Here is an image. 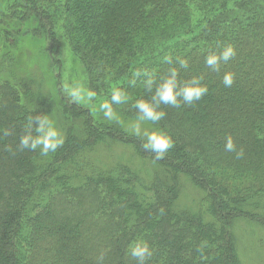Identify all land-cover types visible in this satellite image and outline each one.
<instances>
[{"label":"trees","instance_id":"obj_1","mask_svg":"<svg viewBox=\"0 0 264 264\" xmlns=\"http://www.w3.org/2000/svg\"><path fill=\"white\" fill-rule=\"evenodd\" d=\"M19 29L44 44L57 79L67 54L98 99L124 88L129 103L114 107L127 119L148 95L146 77L130 83L137 69L160 74L180 56L189 63L181 77L202 75L209 90L191 107L162 106L159 126L175 146L154 161L140 138L61 89L63 146L47 156L21 151L27 117L51 115L53 97L32 80L0 81V129L11 132H0V264H136L128 246L138 239L153 249L148 264H242L234 225L264 227V0H0L1 55ZM229 43L236 57L220 73L207 68L205 56ZM169 54L172 64L163 62ZM226 71L236 74L231 88ZM228 135L242 158L224 151ZM116 144L151 165L146 181L122 161L94 157ZM182 177L204 194L196 211L176 207ZM63 209L77 221L58 218Z\"/></svg>","mask_w":264,"mask_h":264},{"label":"clouds","instance_id":"obj_2","mask_svg":"<svg viewBox=\"0 0 264 264\" xmlns=\"http://www.w3.org/2000/svg\"><path fill=\"white\" fill-rule=\"evenodd\" d=\"M237 55L235 46L231 43L220 47L219 51L209 52L205 58V66L213 72L220 73L221 65L234 59ZM177 66L169 67L165 72L141 71L133 72L131 84H135L136 79L146 77L143 80V88L148 94L146 98L137 99L132 108L136 115L132 122L127 125L128 131L134 137L141 139V149L153 154L154 161L163 160L170 149L175 146L172 135L162 127L159 122L167 115L162 106L180 108L183 106L191 107L196 102L202 100L208 93V85L203 83L202 75H193L190 79L181 77V69H188L187 59L177 56L175 58ZM164 63L172 64V55H166ZM236 74L232 71L224 72L222 83L225 88H231L235 82ZM62 92L69 103L75 105H87L94 112L99 113L109 122L119 123V116L114 106L129 103L130 96L124 88L119 86L112 87L110 92L103 99H98L97 91L87 87L82 80L75 77L70 81L61 84ZM146 124L156 127H145ZM23 134L19 137L18 148L36 152L39 150L41 156L55 153L65 142V134L58 126L57 122L50 114L29 115L23 126ZM4 136L11 132L7 129H0ZM224 151L235 153V157L240 159L244 156L243 148L237 150V144L232 135L226 137ZM128 251L136 264H148L153 255V249L144 239L131 242Z\"/></svg>","mask_w":264,"mask_h":264},{"label":"rangeland","instance_id":"obj_3","mask_svg":"<svg viewBox=\"0 0 264 264\" xmlns=\"http://www.w3.org/2000/svg\"><path fill=\"white\" fill-rule=\"evenodd\" d=\"M25 32L26 30L19 29L15 45L10 47L11 49H9L7 54H0V81L7 79L8 82L24 84L30 83L32 80L35 88L38 86L44 89V91L50 92L53 97L51 117L57 122L63 132H65L67 122L63 120L60 108V96L63 95L61 84L70 81L73 77L83 81L82 66L73 58H67V54H65L64 65L66 66V70L63 71L64 67H62L61 77L57 79L53 71L59 74L61 72L60 66L55 65L56 62L50 60L45 55L44 44L38 42L37 39H32L29 35L25 36ZM27 33H31V31ZM64 45L68 49L65 43ZM49 65H51L50 67L52 69L49 68ZM57 89H61V95ZM85 106L83 105V107ZM96 114L100 116L103 122L116 124L124 131H126L127 125L134 120V118H124L122 114L118 113L120 122H109L101 114ZM145 127L151 128L156 126L146 124ZM126 132L129 133L128 131ZM131 154L132 152L129 148L116 144L107 146L95 154L94 157L99 159L103 164H113L122 161V163H126L127 166H130L146 181V176L152 171L151 165L147 162L143 163L139 157H136L134 154L132 156ZM180 183V194L176 204L177 209L196 211L198 208L197 205L202 201L204 194L195 189L188 179L184 177L181 178ZM73 207L76 208V206ZM63 210L65 212L57 215L58 218L72 219V221H77L79 218L77 211L67 212L65 209ZM233 233L237 241L236 248L241 263L264 264V227L255 226L246 221H240L234 225Z\"/></svg>","mask_w":264,"mask_h":264}]
</instances>
